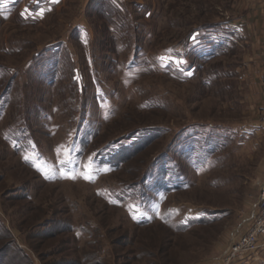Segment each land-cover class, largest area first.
Listing matches in <instances>:
<instances>
[{
	"label": "rangeland",
	"instance_id": "374dc122",
	"mask_svg": "<svg viewBox=\"0 0 264 264\" xmlns=\"http://www.w3.org/2000/svg\"><path fill=\"white\" fill-rule=\"evenodd\" d=\"M257 1L0 0V264H221L264 176Z\"/></svg>",
	"mask_w": 264,
	"mask_h": 264
},
{
	"label": "built area",
	"instance_id": "2783aa9c",
	"mask_svg": "<svg viewBox=\"0 0 264 264\" xmlns=\"http://www.w3.org/2000/svg\"><path fill=\"white\" fill-rule=\"evenodd\" d=\"M264 97V69H263ZM259 126L264 132V102L259 110ZM264 253V176L258 183V193L253 217L244 229L227 247L221 257V264H254Z\"/></svg>",
	"mask_w": 264,
	"mask_h": 264
},
{
	"label": "snow or ice",
	"instance_id": "6c2138e0",
	"mask_svg": "<svg viewBox=\"0 0 264 264\" xmlns=\"http://www.w3.org/2000/svg\"><path fill=\"white\" fill-rule=\"evenodd\" d=\"M53 2H55V0H53ZM160 59L163 61V60L165 59V57H161ZM180 63H183V61H181ZM189 75H190V73H189ZM25 159L27 160L28 157H25ZM33 167H35L37 171H43V169H42V167H41L40 164H33ZM68 178H72V179H74V178H76V177L73 175V176L68 177ZM81 178H83V179H85V180H89L91 177H90V175H88V174H82V175H81ZM129 208L131 209V211H132V213H133V219H135V218H136L135 213L138 212L139 209L136 208V206H134V205H129Z\"/></svg>",
	"mask_w": 264,
	"mask_h": 264
},
{
	"label": "crops",
	"instance_id": "0c3cea01",
	"mask_svg": "<svg viewBox=\"0 0 264 264\" xmlns=\"http://www.w3.org/2000/svg\"><path fill=\"white\" fill-rule=\"evenodd\" d=\"M257 3H258V7L257 8L259 9V12L264 14V0H258ZM262 76H263V74H262ZM262 81H263V79H262ZM262 93H263V83H262ZM256 263L257 264H264V253L258 259V261L255 262L254 264H256Z\"/></svg>",
	"mask_w": 264,
	"mask_h": 264
}]
</instances>
